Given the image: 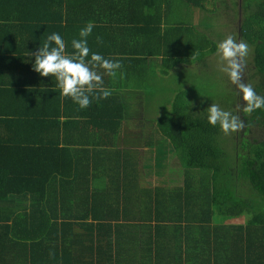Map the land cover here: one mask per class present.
<instances>
[{
  "label": "trees",
  "instance_id": "16d2710c",
  "mask_svg": "<svg viewBox=\"0 0 264 264\" xmlns=\"http://www.w3.org/2000/svg\"><path fill=\"white\" fill-rule=\"evenodd\" d=\"M64 1L0 0V53L6 55L0 61V264H264V108L247 116L238 111L243 132L258 128L261 136L243 140L238 132L229 149L219 125L207 122L205 98H226L221 101L233 112L241 99L236 87L175 85L172 109L163 104L161 115L149 113V100L168 88L127 78L145 68L154 76L161 65L170 75L187 60L205 66L215 56V40L224 38L208 19L235 23L226 15L235 12L236 1L81 0L85 17L72 14L71 0L66 11ZM244 3L239 31L230 33L249 45L247 83L264 96V0ZM96 6L110 9L96 14ZM198 7L211 14L200 17ZM90 21L91 52L122 68L115 78L103 77L110 97L80 109L61 99L54 77L33 70L30 53L52 33L71 53L72 39ZM141 86L144 119L162 135L149 137L147 146L159 151L151 149L148 159L174 156L186 174L182 185L169 177L167 185L140 188L139 164L129 160L136 150L115 144L107 153L96 149L108 128L121 133L132 109L121 93ZM108 113L96 143V116ZM157 171L163 174L161 165Z\"/></svg>",
  "mask_w": 264,
  "mask_h": 264
},
{
  "label": "clouds",
  "instance_id": "9594fccd",
  "mask_svg": "<svg viewBox=\"0 0 264 264\" xmlns=\"http://www.w3.org/2000/svg\"><path fill=\"white\" fill-rule=\"evenodd\" d=\"M94 26L93 22H88L79 31V39H72L71 53L67 52L66 43L58 33L48 35L38 50L30 53L35 58L33 70L41 77H54L61 99L70 98L80 109L89 107L93 99L99 102L110 97L111 90L103 86V77L115 78L122 68L119 61L91 52L87 38ZM249 51V45L244 40L237 41L232 35L218 42L215 51L219 70L226 74L241 96L242 105L238 106V111L246 116L264 108V96L258 95L253 86L243 79ZM207 122L213 127L219 125L225 136L245 127L239 115L225 111L215 103L207 108Z\"/></svg>",
  "mask_w": 264,
  "mask_h": 264
},
{
  "label": "rangeland",
  "instance_id": "374dc122",
  "mask_svg": "<svg viewBox=\"0 0 264 264\" xmlns=\"http://www.w3.org/2000/svg\"><path fill=\"white\" fill-rule=\"evenodd\" d=\"M241 21L240 19H238V21L236 23H234V27L236 26H240ZM207 25L212 26V27H216L217 26V32H221L222 35H220L219 37H224L223 39H225L229 34L230 31H233V25L231 24V22H229L228 20H226V18L222 17L221 19L219 18L218 21H216L215 19H208V23ZM204 26H206V24H204ZM237 30L234 28V32ZM216 33V34H219ZM237 40V39H236ZM215 41L219 42V38L216 39ZM238 41V40H237ZM192 57H194V54H191ZM251 59L249 58V56L246 58V67L244 68V72H243V79L244 82L247 83V77H248V73H251L253 70V67L251 65ZM164 66H160L157 71H156V75L152 76L149 73V68H145L143 71V75H136L135 77H139V78H145L146 83H148L149 87L150 85H153L154 87H157L158 84H160V88L162 89H166L168 88V91H166L164 94H157L154 98H152L153 100H149L150 103V107H149V113H158L159 111H161V115H162V110L165 108H163V104L166 105V103H169V107L171 106V99H174L175 94L174 92H172V88L176 86H180V89H185L184 87H187L190 89V87L192 85H194V87L199 88V86L201 87V85L203 84H212V85H219V87L223 86L222 89H224L226 87V85L231 86V88L235 89V86L232 85L229 80L228 77L226 76V74L222 73L219 70V66L217 64V60L216 57L214 55L210 56V61H208V63L205 64V66L203 65H199V64H194V60H187L186 62H183V64H181V69L177 66L175 68H173L172 70H174L170 75H166L164 72ZM250 69V70H249ZM183 70L184 74H185V79L183 82H181V71ZM249 70V71H248ZM251 71V72H250ZM207 76V73H209ZM133 74V73H132ZM207 76V77H206ZM136 81H139V79H136ZM229 83V84H228ZM147 85V86H148ZM159 92V91H157ZM223 98V96H221ZM226 99V98H224ZM224 99H213L211 95H208L207 98H205L208 107L212 104H218L221 109L228 111L227 109H229L228 107V102L225 103V101H221ZM242 105V100L240 99L236 106L233 108L234 110H232L234 114L239 113L238 112V106ZM207 107V108H208ZM168 108L166 110H168ZM170 110L172 108H169ZM231 112V111H230ZM237 115V114H236ZM241 117V113L238 114ZM140 119H135L133 120V126L131 125L132 130L137 131L140 134V130L137 129V125L139 124ZM147 128L150 131L149 135L150 138L153 139H158V138H162L161 133L157 130V127L154 125H152L151 123L147 124ZM244 129H242L241 131H239V133H241V137L244 140V136L246 135V138L250 141L253 140V138H258L261 136V131L258 128H254L253 133L248 134V133H244L243 132ZM144 135V134H143ZM238 132L236 133H232L228 136H225L222 132L221 135V141L223 142V144L225 145L226 148L229 149H233L235 144H236V138H237ZM147 136V135H146ZM162 143H165L164 145H167L169 149H171L170 144H168V141H163ZM155 145H153V147H149V149H154L155 152L158 153L159 151V146L158 147H154ZM151 151V150H150ZM235 156V154H233ZM160 157V156H158ZM162 157V156H161ZM171 157V156H170ZM168 157L165 160L160 159L157 161H154V163H152L151 166L155 167V165H165L162 168L163 173H167L170 170V167L173 165V169H174V177L179 181L177 182V184L182 185V182L186 179V174L184 169L181 167L182 165H180L179 161L173 156V157ZM156 158V156H155ZM236 157H232L230 160L231 161H235ZM159 165V166H160ZM172 169V168H171ZM166 173L161 175L160 181L158 182V179L155 181L157 184L160 185H167L169 184L168 179L166 178ZM160 176V175H159ZM158 176V178H159ZM154 179V178H153ZM152 179V180H153ZM150 184V183H148ZM174 185H176L174 183ZM234 223H240L242 221H233Z\"/></svg>",
  "mask_w": 264,
  "mask_h": 264
},
{
  "label": "crops",
  "instance_id": "0c3cea01",
  "mask_svg": "<svg viewBox=\"0 0 264 264\" xmlns=\"http://www.w3.org/2000/svg\"><path fill=\"white\" fill-rule=\"evenodd\" d=\"M68 1L69 0L64 1L65 2L64 8L66 9V11L71 7V6H67ZM234 1H236L237 9L235 10V12H234V10H228V14L226 15V17H230L231 21H235V23H236L238 21V19H240V21H241V19L243 17V7L245 4L244 3L245 0H228V3L232 4ZM40 2H44V1H40ZM70 2H72L73 4L76 5L75 11H72V14H74L75 17H79V15L81 17H85L86 14H88L85 12L83 13V9H85V7L81 6V3H82L81 0H71ZM205 4H207V3H205ZM207 5H208L209 9H211L213 7V6H211L210 3H208ZM219 5H220V3H217V6H219ZM198 8L197 9H198V13H199L200 17H205V15L211 14L209 12L208 8L207 9L206 8L203 9L201 7H198ZM36 9H38V8H36ZM40 9H43V7H40L39 10ZM109 9L110 8L108 6H104V7L96 6V14H102V13L105 14L104 12L108 11ZM236 15H237V18H236ZM44 16H46V15H44ZM113 19L115 20L116 18L113 17ZM231 24L233 25V28H235L237 31H239L240 26L234 27V22H231ZM166 26H169V25H166ZM229 34H231V33L229 32ZM3 45H4V40H3V37L1 36V38H0V50H3ZM5 56L6 55L4 54V52H1L0 53V61H3ZM139 70H140V72L143 71L141 69H139ZM135 72H133V74H131L130 76L127 77L129 79V82H133L135 79H138L139 77H135L136 75H138V74L141 76L143 75V73H140L138 70ZM140 83L142 84L143 81H141ZM142 87H144V86L137 88L138 89L137 92H134V90H129L127 92L124 91L121 93L124 102L128 106H130V108L132 107L131 111L128 114H126V117L124 118L121 133L117 134L114 132H110L109 130L111 128H108V130H107L108 137L105 140H103L99 145L96 146V149H98V147H99L102 151L104 149H106V151H103L105 153H107L108 151L110 152V150H115V148H113V144H115L116 146H119L121 148H129V149L131 148V149L136 150V152H137L136 158L133 157V159H129V160L130 161L136 160V162H138V164H139V169H138L139 177H138L136 182L140 188H143L145 186L156 187V186L160 185V184H157L155 181L158 179V182H159L160 181L159 175H161L157 171L158 165H155L154 170H150V168H149V163L152 164V163H154L155 160L150 161L148 159L149 153L151 152L150 151L151 149H149V147L147 146L148 139L150 137V135H149L150 131L147 128L148 122H146V120L144 119V114L142 112V109H143V101L142 100L144 97V95H142V93H141V91H143ZM3 103H4V100L2 103L0 102V109L1 110H4V107H3L4 104ZM14 109H15V106L13 105L12 110H14ZM138 110H139V112H138ZM110 116H111L110 113H108L106 116H102V115L96 116V117H98V122L94 125V128H93V132L95 130L96 133L92 134V138L96 137V143L98 142L97 140H100L103 138V136H101V130L99 128V127H102L106 124V122H104L103 119H106L108 122L110 120ZM99 117H102V119H99ZM135 119H140L139 124L137 125V127H138L137 129L140 130V134L137 131L132 130V128H131V125L133 124V120H135ZM44 131H46V130H43V132ZM50 131L53 132L52 130H47L46 132H50ZM61 131H62L61 132L62 135H64V130L61 129ZM90 147L93 149L94 145H90ZM97 151L99 152V150H97ZM129 160H127V161L129 162ZM164 166L165 165H161L162 168ZM163 170H164V168H163ZM165 173H163V174H165ZM173 174H174V169H173V165H172L170 167V170L166 173V178H169V177L174 178L173 183L176 184L179 181L174 177ZM136 175H137V173H136ZM136 175H135V177H136ZM158 176H159V178H158ZM131 180H132V177H131ZM148 183H150V184H148Z\"/></svg>",
  "mask_w": 264,
  "mask_h": 264
}]
</instances>
